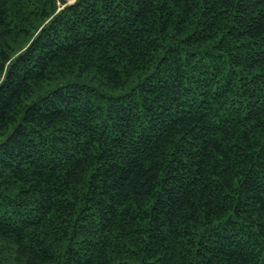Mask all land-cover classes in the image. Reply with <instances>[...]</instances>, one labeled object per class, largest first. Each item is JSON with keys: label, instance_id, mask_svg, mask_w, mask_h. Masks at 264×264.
I'll return each mask as SVG.
<instances>
[{"label": "trees", "instance_id": "16d2710c", "mask_svg": "<svg viewBox=\"0 0 264 264\" xmlns=\"http://www.w3.org/2000/svg\"><path fill=\"white\" fill-rule=\"evenodd\" d=\"M0 264H264V0H0Z\"/></svg>", "mask_w": 264, "mask_h": 264}, {"label": "rangeland", "instance_id": "374dc122", "mask_svg": "<svg viewBox=\"0 0 264 264\" xmlns=\"http://www.w3.org/2000/svg\"><path fill=\"white\" fill-rule=\"evenodd\" d=\"M72 1H74V0H69V3L72 2Z\"/></svg>", "mask_w": 264, "mask_h": 264}, {"label": "water", "instance_id": "95a60500", "mask_svg": "<svg viewBox=\"0 0 264 264\" xmlns=\"http://www.w3.org/2000/svg\"><path fill=\"white\" fill-rule=\"evenodd\" d=\"M72 2H74V1H72ZM72 2H70V3H72Z\"/></svg>", "mask_w": 264, "mask_h": 264}]
</instances>
